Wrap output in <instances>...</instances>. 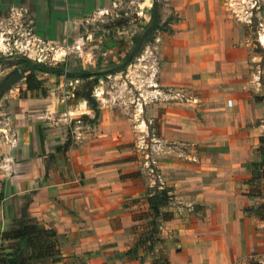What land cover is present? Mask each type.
Wrapping results in <instances>:
<instances>
[{
  "label": "crops",
  "instance_id": "obj_1",
  "mask_svg": "<svg viewBox=\"0 0 264 264\" xmlns=\"http://www.w3.org/2000/svg\"><path fill=\"white\" fill-rule=\"evenodd\" d=\"M50 4L0 0V12L26 6L47 14ZM170 5L179 19L157 49L160 97L139 103L136 118L103 104L95 120L87 105L61 112L82 115L73 124L50 120L54 103L28 95L12 114V134L0 129V249L16 264L264 260V218L250 210L264 196L251 194L248 183L264 135V101L253 94L264 92L249 69L246 25L229 0ZM190 84L201 88L198 103L175 101ZM161 189L169 200L153 212L148 198ZM152 220L155 232L140 242ZM23 224L53 230L58 254L35 256L19 237L1 236Z\"/></svg>",
  "mask_w": 264,
  "mask_h": 264
},
{
  "label": "rangeland",
  "instance_id": "obj_2",
  "mask_svg": "<svg viewBox=\"0 0 264 264\" xmlns=\"http://www.w3.org/2000/svg\"><path fill=\"white\" fill-rule=\"evenodd\" d=\"M48 3L51 4L47 14H35L26 6L8 7L0 12V80L17 66L23 71L20 79L0 92V129L12 134V120L16 119L12 114L19 101L28 95L31 102L54 103L51 112H47L48 119L70 118L71 124L82 115L61 113L65 108L87 105L92 109L75 92H90L97 110L91 112L93 120L98 117V105L110 104L122 118L130 113L136 118L139 103L159 100L155 83L157 49L172 32L171 23L179 19L170 0H48ZM229 4L246 25L249 69L256 74L255 80L261 82L263 93L264 0H229ZM127 57L129 63L123 70L100 72ZM33 63L58 67L63 73L57 76L40 71L32 67ZM82 71L89 76L80 77ZM68 73L72 75L67 76ZM30 74L40 81L38 90L27 88L25 76ZM200 89L197 84H190L191 93L181 92L175 101L186 102L187 97H193V103L197 104ZM194 112L202 118L201 110L195 108ZM147 113L157 115L153 110ZM4 147V134L0 131V155H4ZM259 158L256 155L255 161ZM2 253L7 251L1 248ZM163 258L162 254L160 259ZM247 262L264 264L263 259L254 256L248 257Z\"/></svg>",
  "mask_w": 264,
  "mask_h": 264
},
{
  "label": "trees",
  "instance_id": "obj_3",
  "mask_svg": "<svg viewBox=\"0 0 264 264\" xmlns=\"http://www.w3.org/2000/svg\"><path fill=\"white\" fill-rule=\"evenodd\" d=\"M129 63V57L125 58L120 64L110 67L104 71L100 72H106L107 74L114 73L119 70H123L127 64ZM32 67L35 69H38L40 71L44 72H51L57 76L61 75L63 73L62 69H59L58 67H46L39 63H33ZM71 73H68L67 76H71ZM80 77H88L86 71H82L79 75ZM26 77V85L29 90H38L40 88V81L33 75H27ZM75 96L84 98L95 110L97 113V110L95 109V101L91 97L90 92H75ZM256 100L258 101H264V96H256ZM259 146L256 149V154L260 157L259 161H254L252 163V176L248 180L249 183V192L251 194L255 195H264V190L260 187L264 186L261 183V180L264 177V135L260 136L259 138ZM170 195H168L166 189H161L160 191L156 192L154 195L150 196L148 198L149 200V206L153 210V212H156L159 206H162L166 204L169 200ZM251 212L257 216L264 218V202H261L256 209H250ZM152 226L150 229V233L147 235H144L141 237L140 242L143 241V243L148 240V237H152V233L155 232V222L152 220L151 222ZM15 236L19 237L20 242L23 244H27V246L31 249L32 255L35 256H42V255H48V256H55L58 254V247H57V241L55 239V232L51 229H46L40 225L37 224H23L21 229L19 231H13V232H4L1 236L3 237H9V236ZM51 239H48L50 238ZM156 241V239H154ZM149 245L146 247L147 250H149ZM1 260L4 264H16V257L11 256L9 253H2L0 254Z\"/></svg>",
  "mask_w": 264,
  "mask_h": 264
},
{
  "label": "water",
  "instance_id": "obj_4",
  "mask_svg": "<svg viewBox=\"0 0 264 264\" xmlns=\"http://www.w3.org/2000/svg\"><path fill=\"white\" fill-rule=\"evenodd\" d=\"M22 74H23V71L19 66L15 67L12 71L6 74L4 80L0 84V92L3 93L7 89H9V87L13 83H15L18 79H20Z\"/></svg>",
  "mask_w": 264,
  "mask_h": 264
},
{
  "label": "flooded vegetation",
  "instance_id": "obj_5",
  "mask_svg": "<svg viewBox=\"0 0 264 264\" xmlns=\"http://www.w3.org/2000/svg\"><path fill=\"white\" fill-rule=\"evenodd\" d=\"M5 76H3L0 80V84L2 83V81L4 80Z\"/></svg>",
  "mask_w": 264,
  "mask_h": 264
},
{
  "label": "built area",
  "instance_id": "obj_6",
  "mask_svg": "<svg viewBox=\"0 0 264 264\" xmlns=\"http://www.w3.org/2000/svg\"><path fill=\"white\" fill-rule=\"evenodd\" d=\"M0 264H4V263L2 262V260H1V256H0Z\"/></svg>",
  "mask_w": 264,
  "mask_h": 264
}]
</instances>
